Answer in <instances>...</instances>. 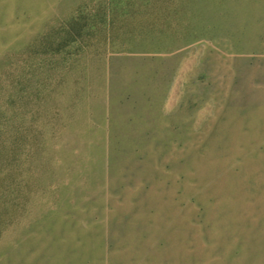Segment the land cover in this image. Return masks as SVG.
Wrapping results in <instances>:
<instances>
[{
    "label": "rangeland",
    "instance_id": "374dc122",
    "mask_svg": "<svg viewBox=\"0 0 264 264\" xmlns=\"http://www.w3.org/2000/svg\"><path fill=\"white\" fill-rule=\"evenodd\" d=\"M0 264H264V0H0Z\"/></svg>",
    "mask_w": 264,
    "mask_h": 264
}]
</instances>
